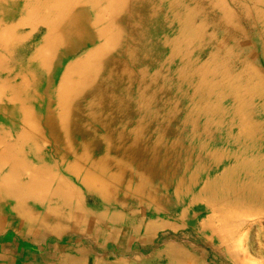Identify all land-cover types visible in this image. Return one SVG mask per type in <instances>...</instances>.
Returning a JSON list of instances; mask_svg holds the SVG:
<instances>
[{
  "label": "rangeland",
  "instance_id": "1",
  "mask_svg": "<svg viewBox=\"0 0 264 264\" xmlns=\"http://www.w3.org/2000/svg\"><path fill=\"white\" fill-rule=\"evenodd\" d=\"M0 117L23 187L148 226L129 264H264V215L207 203L264 153V0H0Z\"/></svg>",
  "mask_w": 264,
  "mask_h": 264
},
{
  "label": "crops",
  "instance_id": "2",
  "mask_svg": "<svg viewBox=\"0 0 264 264\" xmlns=\"http://www.w3.org/2000/svg\"><path fill=\"white\" fill-rule=\"evenodd\" d=\"M19 126L0 117V264H129L128 252L137 246L130 234L148 235V226L130 230L118 213L106 218L104 228H86L85 218L70 211V195L59 189L70 182H56L57 189L47 182L46 194L31 197L19 172L34 162L23 163L13 151L23 137ZM25 153L32 157L31 149Z\"/></svg>",
  "mask_w": 264,
  "mask_h": 264
},
{
  "label": "bare ground",
  "instance_id": "3",
  "mask_svg": "<svg viewBox=\"0 0 264 264\" xmlns=\"http://www.w3.org/2000/svg\"><path fill=\"white\" fill-rule=\"evenodd\" d=\"M257 158L258 162L254 166L257 172L255 180H253L251 177V170L254 168L252 164H250V166L252 167L250 168L247 167L248 164L246 162H242L243 164L236 167H238L239 169L243 168L245 173L244 178L247 181L243 183V180H238L236 182H225L220 190L210 195L211 198L207 202L210 205L211 201L217 202L223 197H228L232 200V205L234 206V208H223V210H220L219 215V217L224 221L221 232H223L227 237L231 235V229L229 225L225 226V224L227 223L226 219L229 220L228 218L233 209L238 208L239 206H244L243 209L252 210V208L255 207L256 211L260 213V215H264V153H260ZM43 182L45 181L34 178L27 186L29 188H44L46 184H44ZM225 235H223V237Z\"/></svg>",
  "mask_w": 264,
  "mask_h": 264
}]
</instances>
